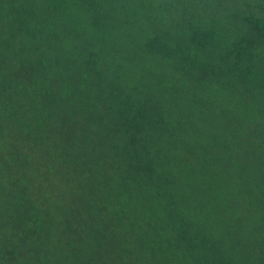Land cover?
Segmentation results:
<instances>
[{
  "label": "trees",
  "instance_id": "trees-1",
  "mask_svg": "<svg viewBox=\"0 0 264 264\" xmlns=\"http://www.w3.org/2000/svg\"><path fill=\"white\" fill-rule=\"evenodd\" d=\"M10 1L15 7L9 3L7 15L0 9V22L7 16L18 33L26 30L37 55L44 33L67 36L49 52L54 59L37 57L35 71L44 78L39 87L44 90L50 70L57 72L58 82H49L57 92L46 89L45 98L62 104V91L71 84L77 88L75 79L83 77L81 88L96 95L94 112L107 116L126 153L130 181L124 182L142 193L148 218L165 231L176 263L264 264V224L243 222L242 212L228 208L210 186H203L201 196L191 184L185 188L169 167V146L163 147L165 136L202 138L204 146L217 139L226 146L214 145L211 156L225 172L234 175L252 160L264 168V0L246 1L222 17H206L195 8L166 14L154 0ZM84 191L79 202L85 206ZM259 211L255 206L252 213ZM87 212L78 213L87 238L76 245L84 248H69L75 257L70 264H101L99 252L111 256L119 250L113 239V248L109 244L108 226H96ZM249 228L254 232L248 234ZM4 246H10V264H43L34 262L22 235L18 241L6 237ZM124 253L111 264H137ZM48 260L44 264H66Z\"/></svg>",
  "mask_w": 264,
  "mask_h": 264
},
{
  "label": "rangeland",
  "instance_id": "rangeland-1",
  "mask_svg": "<svg viewBox=\"0 0 264 264\" xmlns=\"http://www.w3.org/2000/svg\"><path fill=\"white\" fill-rule=\"evenodd\" d=\"M246 1L255 2L154 0L166 14L172 12L175 15L179 10L195 11V8V12L206 17H222ZM9 3L11 9L15 7L10 0L0 1L3 14L9 12ZM10 15L13 18L15 11L11 10ZM6 17L0 22L1 264H10L6 258L11 245L4 246L6 237L10 241H18L21 235L26 238L27 251H31L35 263L37 260L43 264L46 261L51 263L48 257H54L70 264L75 257L68 253L69 248L74 251L78 240L87 238L78 214L83 209L88 211L86 216L96 226H108L104 233L109 244L113 248V239L119 249H113L111 256L107 252H99L97 258L101 264L119 262L124 252L137 264H177L176 255L168 250L169 245L165 243V231L153 225L148 218L142 193L124 182L130 181L126 178V153L107 116L94 112L96 95L81 88L83 77L75 79L77 88L71 84L62 91V104L45 98L46 89L56 91V85L49 82H58L57 72L50 70V80L46 81L44 90L39 87L44 78L41 72L40 78L35 71L39 69L35 63L37 57L54 59L49 52L58 50L59 44L67 41V36L44 33L41 35L42 55H37L36 42L32 40L28 45L26 30L18 33ZM9 32L15 33L13 39ZM45 44L48 45L47 50ZM68 50L72 58L75 51ZM167 137L163 147L169 146V167L178 172L185 188L190 189L191 184L195 194L201 196L205 189L203 186H210L222 196L228 208L242 212L243 222L253 219L264 224L261 211L262 205L264 208V168H257L252 160L233 175L222 170L226 167H220L215 156H211V147L226 144L213 139L204 146L202 138L181 140L175 137L171 140ZM218 156H223V153ZM81 190L89 197L85 206L79 202ZM255 206L260 211L253 214ZM246 230L248 234L254 232L252 228ZM113 232H117L114 238ZM76 246L84 248L83 245Z\"/></svg>",
  "mask_w": 264,
  "mask_h": 264
}]
</instances>
